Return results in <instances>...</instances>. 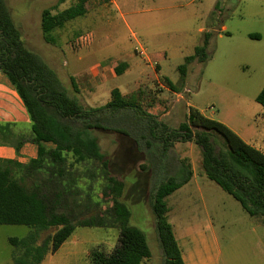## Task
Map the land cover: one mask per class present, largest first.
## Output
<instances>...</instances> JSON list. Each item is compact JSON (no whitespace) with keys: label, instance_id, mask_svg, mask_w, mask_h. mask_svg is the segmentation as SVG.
<instances>
[{"label":"rangeland","instance_id":"1","mask_svg":"<svg viewBox=\"0 0 264 264\" xmlns=\"http://www.w3.org/2000/svg\"><path fill=\"white\" fill-rule=\"evenodd\" d=\"M4 1L26 48L51 67L68 92L82 104L99 106L109 99V89L120 87L125 78L124 74L113 77V68L132 52L141 64L147 57L156 63L152 66V77L157 79L145 83L155 98L153 106L146 107L148 112L176 127L185 119L189 107H194L264 152V107L255 100L264 85V0H225L230 6L229 15L233 14L229 24L236 27L232 26L230 37L223 33L222 39L212 44L208 49L210 59L204 63L191 61L184 79L177 66L193 54L194 46L200 45L205 35L204 30L199 31L206 27L199 13L207 0L188 5L186 0H118L120 12L108 6L107 0H85L86 13L56 29L55 43L44 40L40 20L41 11L52 8L57 0ZM77 1L65 0L52 13ZM248 32L257 33L259 38H250ZM212 37L216 39L217 33L212 32ZM140 48L144 55L138 54ZM89 71H104L109 80L107 85L96 83L91 87L82 75ZM164 77L172 81V88L165 84ZM5 121L0 123V142L15 143L27 134L22 124L15 123V129L22 133L12 135L9 130L12 124ZM92 133L100 151L109 159V175L123 181L119 200L130 211L129 223L146 234L151 255L142 263L163 264L150 205L157 182L155 171L148 168L144 156L129 138L115 132ZM168 157L170 171L176 168L178 160L185 159L197 176L167 197L168 222L185 255L195 264H264V228L256 225L255 219L231 195L203 174L199 148L192 142H177ZM142 164L146 167L142 168ZM76 172L78 217L103 215L111 200L103 193L106 179L99 165L82 163ZM20 175L14 168L13 177ZM54 229L0 224V264H14L12 256L23 251L10 238L31 235L34 245H38ZM118 234L117 225L110 222L105 226H78L55 252L47 253L38 264H90L91 251L108 253Z\"/></svg>","mask_w":264,"mask_h":264},{"label":"trees","instance_id":"2","mask_svg":"<svg viewBox=\"0 0 264 264\" xmlns=\"http://www.w3.org/2000/svg\"><path fill=\"white\" fill-rule=\"evenodd\" d=\"M64 1L57 0L52 8L41 11L40 27L46 42L55 43L56 29L86 13L85 0L52 13ZM209 37L205 34L202 44L177 66L182 79L191 61L207 60ZM124 68L125 64L119 63L115 74H121ZM0 73L13 86L31 124L29 137H20L13 143L16 154L24 141L36 145V156L26 163L0 159V224H22L39 230L55 228L38 245H34L31 235L10 238L14 246L23 248L20 255L12 256L14 264H38L47 253L55 252L76 227L105 226L106 222L117 225V242L108 253L92 250L90 264H143V259L150 257L146 234L129 223L130 211L119 200L123 181L109 175V159L100 151L93 131L115 132L129 138L148 168L155 171L157 182L150 205L163 264H185L168 222L167 197L193 175L185 159L178 160L173 171L169 169L168 156L177 142L196 145L203 174L264 225V152L194 107H189L185 119L176 127L166 124L147 111L155 98L144 85L128 95L113 88L110 99L99 106L82 104L68 92L55 71L26 48L4 0H0ZM164 82L173 87L167 77ZM255 100L264 107V85ZM90 162L99 165L106 179L103 193L110 197L111 205L103 215L80 218V210L76 209L80 202L76 169ZM14 168L21 172L18 178L13 177Z\"/></svg>","mask_w":264,"mask_h":264},{"label":"crops","instance_id":"3","mask_svg":"<svg viewBox=\"0 0 264 264\" xmlns=\"http://www.w3.org/2000/svg\"><path fill=\"white\" fill-rule=\"evenodd\" d=\"M107 1H108V6H111L116 11L120 12L118 0H107ZM128 1L129 2L130 1L131 2H135V1L145 2L148 0H128ZM196 1H199L200 4H202V0H186L185 4L186 5L193 4V3H196ZM224 1L225 0H207L205 8L202 9V7H201V9H200L201 11L199 14H200L201 18L205 20V24H206L205 26L206 27L204 29L199 28V31L204 30L205 31L204 34L210 35L208 45H207V54H208L209 59L211 58L210 57L211 55H210V51L208 49L212 48V44L217 39H222L223 33H226L230 37L232 32H233L231 29L232 26L236 27V25H230L229 24L231 19L233 18V14L229 15L230 6L228 5V3H225ZM120 14L122 15V18L124 19V23H125L126 27L129 28V24L124 18L125 14L122 12ZM225 14H228V15H225ZM225 16H228V17H226V20H225ZM212 32L217 33L216 39H213V37L211 38ZM250 34H251V36H250ZM247 35L250 38H256V39L259 38L258 34L255 32H248ZM202 41H203V38H202L200 44H202ZM196 46H198V45H195L194 48ZM194 48H193V50H194ZM208 58H207V60H208ZM120 63L125 64V68H124L123 72L121 73V74H124L125 78H124V81L120 87H111L109 89V91H108L109 99H110V91L113 88H118L122 94L130 93V92L136 90L140 85H144L149 90H152L145 83L147 81H150L151 79H157V76L152 77V72H153L152 66H153V64H156L155 62H152L151 59H149V57H147L146 61L141 64V62L136 58V56H134V54L132 52H129L125 56L124 59H121ZM114 68H113V71H114ZM82 75H85V77H86L87 81L90 83L91 87H93L96 83L107 85V83L109 81V80H107L104 71H101V72L89 71V72H86ZM115 75L116 74L114 72L113 77ZM160 85L164 86L162 84H160ZM164 88L166 89L165 86H164ZM88 92H89V90H88ZM109 99L107 98L105 103ZM89 106H92V105H89ZM186 114H185V116H186ZM2 115H5V116L3 117ZM2 118H4V120L6 119L7 122L12 124V127L9 130H10V133L14 136H20L22 131L15 129V127L13 125L15 123L22 124V126L24 128L23 130H25L27 133V134H24L25 136H22V137L28 138V136L30 135V126H31L29 118H28V116L25 112V109H24L20 99L18 98L13 86L10 84L8 79L0 73V123L4 121V120H2ZM35 156H36V145L31 143L30 141H24V143L20 147L18 155L16 154L13 143H2V142H0V159H16L20 163H26L30 158H33ZM196 177L197 176L193 172V175L188 182L196 179ZM256 223H258V222H256ZM256 225H261V227L264 228V225H262L260 223H258ZM178 246L180 248L179 243H178ZM180 250H181L182 259H183L185 264H195L193 262V260L191 259V257L185 255V253L183 252V250L181 248H180Z\"/></svg>","mask_w":264,"mask_h":264},{"label":"built area","instance_id":"4","mask_svg":"<svg viewBox=\"0 0 264 264\" xmlns=\"http://www.w3.org/2000/svg\"><path fill=\"white\" fill-rule=\"evenodd\" d=\"M138 54H139V55H144V51H143V49L140 48V50L138 51ZM146 59H147V58H146Z\"/></svg>","mask_w":264,"mask_h":264}]
</instances>
